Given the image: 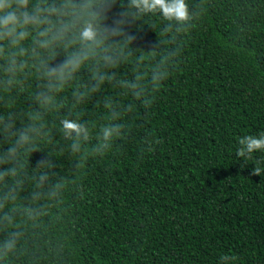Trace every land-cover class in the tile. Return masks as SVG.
Segmentation results:
<instances>
[{"label": "trees", "instance_id": "obj_1", "mask_svg": "<svg viewBox=\"0 0 264 264\" xmlns=\"http://www.w3.org/2000/svg\"><path fill=\"white\" fill-rule=\"evenodd\" d=\"M186 2L193 19L181 25L138 13L130 0H30L29 9L60 8L48 17L52 31L69 30L42 49L30 28L14 75L6 72L12 49L0 42V156L17 130L43 125L0 163L16 169L0 181V264H221L224 255L229 264H264V151L236 155L239 138L264 132V0ZM121 16L122 34L109 35ZM86 22L97 45L79 39ZM82 47L90 59L40 105L46 69ZM157 67L161 84L152 82ZM97 73L109 79L93 92ZM66 118L89 130L79 153L61 131ZM106 124L121 132L99 155ZM41 175L48 179L38 186ZM10 190L15 199L5 200Z\"/></svg>", "mask_w": 264, "mask_h": 264}, {"label": "clouds", "instance_id": "obj_2", "mask_svg": "<svg viewBox=\"0 0 264 264\" xmlns=\"http://www.w3.org/2000/svg\"><path fill=\"white\" fill-rule=\"evenodd\" d=\"M30 0H0V42L7 41L8 45L12 49L9 54L8 66L6 72L15 74L17 71L24 68V63H17L16 57L18 55H23L25 49L22 46V42L27 40L32 36L31 29H39L35 37H33V44L39 48L47 49L54 41L63 39L64 34L69 30L68 23L62 26L56 27L55 32H53V27L55 25L51 24L48 20L53 14H60L61 9L56 6H39L34 5L29 9ZM129 7L138 10V13H155L159 12L162 17L167 21H175L178 24H186L193 19L192 14L189 11V5L186 0H130ZM99 13H93V15H98ZM125 23L123 16L113 21V25L106 29L109 35L117 36L122 34L121 25ZM79 39L82 42H86L87 45H97L98 31L96 26L91 22H86L82 31L79 33ZM132 39V37H129ZM5 49L3 45H0V52ZM90 59L89 52L86 48L78 52H74L71 56L65 59L63 63L58 66L49 67L45 71V77L49 79V84L47 85V92H42L37 95V101L40 105H51L53 103V96L50 95L51 92H59L63 90V85L67 83L73 76V74L80 70L81 66ZM105 62L109 65L114 64V60L109 57H103ZM165 72L157 67L152 74V82L154 84H161L164 81ZM93 79L96 80V84L92 86L91 91L95 92L99 89L106 79L109 77L95 74ZM53 80L55 83H53ZM9 84L12 83L11 80L8 81ZM126 86L131 89H136L137 85L135 83L127 84ZM137 98H139L140 93H133ZM85 93L77 94L78 101L82 100ZM106 108H110V104H105ZM118 114H114L113 118H117ZM30 119L36 120L39 118L37 116H30ZM62 133L66 139L72 140L70 145L73 153H79L81 151L82 141H87L89 139L88 128L80 123L76 119H63ZM121 125L119 124H106L101 127L100 133L97 136V144L94 146V152L99 155H105L107 150L111 146V142L120 136ZM12 124L6 123L4 125V131L10 132ZM43 125L37 127L35 124L26 126L22 131L17 130L15 144L8 148V150L0 156V163H9L12 161L18 151L19 146H23L31 143L33 139V133L36 135L41 134V129ZM240 147L238 148L236 155L242 157L247 161V157L253 152L264 151V132L258 135H246L238 139ZM16 172L15 168H8L0 171V181L4 180L5 177L14 176ZM262 169L255 166L252 169V175L261 176ZM48 179L47 175H41L38 181V186L42 185L44 181ZM55 188H59V185H55ZM51 195H56V191L53 190ZM15 199L13 191L10 190L5 196L7 199ZM3 207V204H0ZM4 219L9 222L12 221V216L5 213ZM18 233H12L9 239L5 242L4 248L6 250H11L16 241ZM233 257L224 255L220 257L221 264H229V261Z\"/></svg>", "mask_w": 264, "mask_h": 264}]
</instances>
